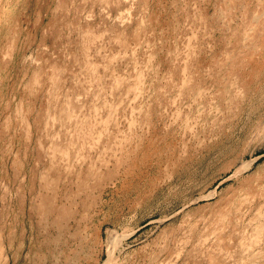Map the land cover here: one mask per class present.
I'll return each mask as SVG.
<instances>
[{
	"label": "rangeland",
	"instance_id": "1",
	"mask_svg": "<svg viewBox=\"0 0 264 264\" xmlns=\"http://www.w3.org/2000/svg\"><path fill=\"white\" fill-rule=\"evenodd\" d=\"M263 224L264 0H0V264H249Z\"/></svg>",
	"mask_w": 264,
	"mask_h": 264
},
{
	"label": "bare ground",
	"instance_id": "2",
	"mask_svg": "<svg viewBox=\"0 0 264 264\" xmlns=\"http://www.w3.org/2000/svg\"><path fill=\"white\" fill-rule=\"evenodd\" d=\"M40 202H41V201H40ZM39 204H40V203H39ZM38 208H39V206H38ZM49 208H50V206H49ZM40 209H41V208H40ZM42 209H44V208L42 207ZM42 209H41V212H42ZM66 210H67V209H66ZM69 211H70V210H69ZM61 212H63V210H61ZM63 214H64V213H63ZM68 214H69V213H68ZM42 215H44V214H42ZM66 215H67V214H66ZM39 216H40V214H39ZM63 216H64V215H63ZM67 216H68V215H67ZM67 216H66V217L64 216V217H65V218H68ZM58 218H59V217H57L56 220H57ZM65 218H64V219H65ZM59 220H60V219H59ZM59 224H60V223H59ZM55 227H56V225H55ZM263 231H264V224H263L262 226H258V227L256 228V234H257V235H259V234L262 233ZM58 233H59V232H58ZM119 240H120V239H119L118 237H116V236L113 237V241H112L111 244H110V245H111V249H112V247H114V246H116V245H117V246L120 245ZM56 242H57V241H56ZM108 246H109V245H108ZM109 249H110V248H109ZM111 249H110V251H111ZM0 251H1V250H0ZM110 251H108V258H109L110 256H112V252H110ZM263 257H264V255H262V256L259 255V256L255 259L256 261H253V260H252L249 264H257V261H259V259H260V258L262 259ZM106 264H107V262H106ZM259 264H261V263H259Z\"/></svg>",
	"mask_w": 264,
	"mask_h": 264
}]
</instances>
